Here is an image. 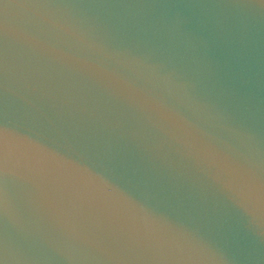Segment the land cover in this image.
<instances>
[{
  "label": "water",
  "instance_id": "95a60500",
  "mask_svg": "<svg viewBox=\"0 0 264 264\" xmlns=\"http://www.w3.org/2000/svg\"><path fill=\"white\" fill-rule=\"evenodd\" d=\"M0 264H264V0H0Z\"/></svg>",
  "mask_w": 264,
  "mask_h": 264
},
{
  "label": "clouds",
  "instance_id": "9594fccd",
  "mask_svg": "<svg viewBox=\"0 0 264 264\" xmlns=\"http://www.w3.org/2000/svg\"><path fill=\"white\" fill-rule=\"evenodd\" d=\"M154 107L160 111L161 115L164 116L165 118H167L168 114H169V110L167 109V107L160 103V102H155L154 103Z\"/></svg>",
  "mask_w": 264,
  "mask_h": 264
}]
</instances>
